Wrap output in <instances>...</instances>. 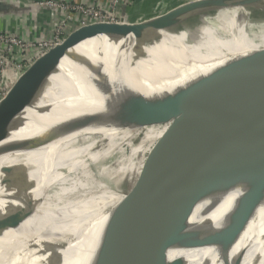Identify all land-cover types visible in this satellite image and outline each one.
<instances>
[{
	"label": "bare ground",
	"instance_id": "bare-ground-1",
	"mask_svg": "<svg viewBox=\"0 0 264 264\" xmlns=\"http://www.w3.org/2000/svg\"><path fill=\"white\" fill-rule=\"evenodd\" d=\"M258 9L222 10L204 17L194 30L148 33L155 39L143 48L144 54L124 36L82 41L73 51L83 60L63 57L36 104L26 98L11 107L1 106L0 219L19 214L16 226L0 231V264H91L99 251L94 243L101 241L125 196L111 190L93 168L98 170L136 130L178 104L182 99L172 93L174 87L245 75L264 64V24L250 19ZM104 47L107 52L102 53ZM133 51L134 62L129 57ZM244 52L249 53L247 59L234 62ZM92 73L66 88L74 75L78 79ZM16 105L24 106L19 114H6ZM59 122L60 136L37 146L40 134ZM18 143L24 147L14 149ZM25 172L34 188L7 199L12 190L3 185L4 179L16 180ZM169 190L149 197L147 215ZM129 205L125 210L138 217L133 235L147 215ZM226 207L221 205L210 216L215 224ZM204 219L191 218L190 224L200 225ZM176 257H183L185 264H225V259L232 264L238 257L239 264H264V204L225 255L201 247L169 252V259Z\"/></svg>",
	"mask_w": 264,
	"mask_h": 264
},
{
	"label": "water",
	"instance_id": "water-1",
	"mask_svg": "<svg viewBox=\"0 0 264 264\" xmlns=\"http://www.w3.org/2000/svg\"><path fill=\"white\" fill-rule=\"evenodd\" d=\"M253 6L263 9L264 0H194L138 25L125 19L120 24L79 27L61 44L35 60L0 102L26 96L30 103L36 104L63 57L68 56L77 63L83 60L81 53L73 51L82 41L98 36L106 40L124 36L130 38L144 54L143 48L155 39L148 33L173 31L196 16ZM172 93L183 101L165 110L162 120L169 119L173 112H179L187 102L213 108L217 113L208 125L195 114L185 118L203 135L165 198L157 202L148 215L152 206L150 198L158 193L160 197L161 191L166 190L172 180L164 181L158 169L144 164L147 174L155 172L156 188L144 191L146 182L142 180L139 191L124 196L119 202L118 214L114 213L108 221L109 226L104 228L101 241L98 239L94 243L99 251L91 264H113L116 261V264H185L183 257L169 259V252L201 247H210L225 255L264 204V64L235 83L210 86L187 82L174 87ZM23 107L16 105L8 111L16 116ZM147 110L152 109L148 107ZM62 126L59 122L45 129L37 139V146L55 141L62 132ZM13 146L21 149L24 144ZM13 179L16 180L7 178L3 181V185L12 190L7 199L21 197L35 186L29 181L27 172ZM147 194H150L149 199L138 198ZM128 204L147 215L139 231L133 235L131 232L138 217L125 210ZM224 204L227 207L221 222L215 224L210 216ZM18 214L1 218L0 231L16 226ZM191 218L196 221L205 219L200 225H191ZM224 261L228 264L226 259ZM239 261L240 257L232 264H239Z\"/></svg>",
	"mask_w": 264,
	"mask_h": 264
},
{
	"label": "rangeland",
	"instance_id": "rangeland-1",
	"mask_svg": "<svg viewBox=\"0 0 264 264\" xmlns=\"http://www.w3.org/2000/svg\"><path fill=\"white\" fill-rule=\"evenodd\" d=\"M186 1L190 2L191 0H186ZM107 2L108 0H81L77 3H67V5L69 7L87 6L90 4H95V6H99L101 3L102 5H105ZM178 6L180 5H176V7ZM70 11L71 10H69L68 12ZM254 14L256 15H253V17L250 16L251 17L250 19L253 20L255 23L264 24V8L258 9ZM213 15L214 13L209 15L204 14V15L196 16L186 21L184 24L176 27L173 31L178 32L182 30H188V31L194 30L196 27L202 24V19L204 17L206 16L210 17ZM6 35H12V34H6ZM12 36H16V35H12ZM25 40H30V39H25ZM113 53L114 52H110V57L114 56ZM14 54L16 53L15 52L12 53V55ZM248 54H249L248 52L242 53L234 60V62H242L246 60ZM129 57L130 60L133 62L137 59L134 51L132 54L129 53ZM15 63L16 60L11 61L10 58H8V60L6 61L2 56L0 58V72H2L4 69L7 68L6 64H10V68H13V66H15ZM105 65L100 69H103ZM248 73H245V75H247ZM91 75H93V73L87 74L85 77L82 78L74 79L69 83V85L66 88ZM245 75L244 74L230 75L217 80H215V78L212 77L210 78L211 81H208L207 84L205 85L218 86V85L235 83V81H238L239 79H241V77L243 78ZM64 88L55 92L53 96L59 93L60 91L62 92L63 90L66 89ZM10 89L11 88H9L4 93H0L1 96L0 101L6 97ZM175 101H173L172 103H174ZM216 113L217 112L213 108L206 106H199L192 102H187L186 106L181 108L179 112H175V113L173 112L169 117V119L162 120L163 117L162 115L151 121L154 123L149 122L146 125L140 127L132 134V136L126 143L116 148L114 150L115 152L114 151L112 152V155L108 160L101 163V166L98 168V170H96V168H93V170L97 172V176L99 177V179H101V181L105 183L111 190L115 192L118 191L117 193L126 195L129 192L139 191L140 183L142 180L146 182V185L143 188L144 191H151L156 188L157 179L155 176V172H149L147 174L146 169L144 167V164H149V166L152 169L159 170L158 174L160 176L161 174L163 175L162 179L164 181H166V179L172 180L171 183L168 185V187H166V190L164 188L161 191L163 194L167 190H169V188L173 185V182H175V180L178 178L180 172L183 170L189 159L192 157L197 147V144L199 143L203 135L202 131L198 132L196 131L194 126L188 124L185 121L186 120L185 118L189 114H195L199 120H201L204 124L208 125L213 120ZM6 114H10L9 111H6ZM72 118H74L72 120H76L77 117H72ZM85 119L86 117H83L80 120L84 121ZM156 119L158 121L159 120L162 121V123H158ZM85 124L86 123H84V125ZM77 127L81 128L84 126L83 124L78 123ZM70 129L74 130L77 128L73 127ZM127 166H131L129 171L123 174L122 176H119V179H117L116 182L114 181L115 184H113L111 180L113 178H116L119 173L125 171ZM162 185L165 186L166 183H163ZM139 197H150V194L141 195Z\"/></svg>",
	"mask_w": 264,
	"mask_h": 264
},
{
	"label": "crops",
	"instance_id": "crops-1",
	"mask_svg": "<svg viewBox=\"0 0 264 264\" xmlns=\"http://www.w3.org/2000/svg\"><path fill=\"white\" fill-rule=\"evenodd\" d=\"M39 1L41 0H0V33L12 34L24 39L37 41L51 39L56 29V21L63 18L65 11L59 10L55 12L48 7L39 6L37 4ZM60 1L77 3L81 0ZM121 1L122 4H120L118 11L125 13V19L128 22H132L134 25L141 24L146 20L162 15L176 7V5H182V2L183 4L187 3L186 0ZM100 50L102 53L107 52L106 47ZM74 79H76L75 75L72 77L71 81ZM24 100H26L25 96L15 97L0 102V107L4 105L11 107ZM131 166H127V171L125 170L119 173L116 178H113L111 180L113 184L119 179V176L128 172Z\"/></svg>",
	"mask_w": 264,
	"mask_h": 264
},
{
	"label": "built area",
	"instance_id": "built-area-1",
	"mask_svg": "<svg viewBox=\"0 0 264 264\" xmlns=\"http://www.w3.org/2000/svg\"><path fill=\"white\" fill-rule=\"evenodd\" d=\"M37 4L55 12L64 10L65 17L63 20H57L56 17V29L49 40H25L0 33V58L3 56L6 61L8 58L11 61L16 60L13 68H10V64H6L7 68L0 72V93L11 88L35 60L61 44L73 30L92 24H120L125 20V13L118 11L122 4L121 0H108L105 5L101 3L99 6L90 4L69 7L66 2L60 0H41ZM69 10L71 11L68 12ZM14 52L16 54L12 55Z\"/></svg>",
	"mask_w": 264,
	"mask_h": 264
}]
</instances>
